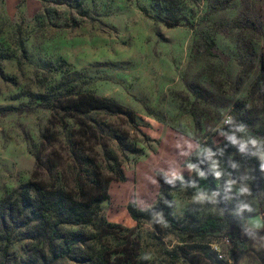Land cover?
Returning <instances> with one entry per match:
<instances>
[{"label":"rangeland","instance_id":"374dc122","mask_svg":"<svg viewBox=\"0 0 264 264\" xmlns=\"http://www.w3.org/2000/svg\"><path fill=\"white\" fill-rule=\"evenodd\" d=\"M81 93L115 100L135 120L58 107ZM5 105L30 109L0 113V199L36 177L45 185L85 190L99 177L107 183L99 228L64 227L83 231L101 258L264 264V137L248 141L231 130L236 114L249 129L264 128V0H0ZM164 143L167 156L160 150ZM203 144L224 155L228 167L208 151L202 161ZM179 147L185 154L176 169L169 159ZM239 147L259 166L245 164ZM154 156L164 166L156 175H188L197 183L206 169L207 182L168 191L174 225L163 214L110 221V186L150 169L138 163ZM190 156L202 166L189 165ZM119 169L123 181L116 178ZM157 185L154 200L138 208L157 202ZM251 208L256 216L246 219L248 226L260 219L262 226L248 241L232 247L226 229L198 233L209 216L225 210L237 217ZM31 234L27 228L14 232L7 249L16 260L8 264H32L40 254L42 244Z\"/></svg>","mask_w":264,"mask_h":264},{"label":"trees","instance_id":"16d2710c","mask_svg":"<svg viewBox=\"0 0 264 264\" xmlns=\"http://www.w3.org/2000/svg\"><path fill=\"white\" fill-rule=\"evenodd\" d=\"M142 10L147 13L145 9ZM208 46L211 47V43ZM56 104L54 103L53 106ZM61 105L62 110L71 111L74 114L87 115L94 111L124 116L129 122L135 120L132 110L128 107L115 100L98 97L91 93H81L77 98H70L67 103L62 102L58 106L60 109ZM29 109L23 105H5L0 107V113L22 112ZM235 117L238 122L231 130L237 131L248 141L264 137V128L249 129L248 124L239 119L238 114ZM237 149H239L245 164L253 168L259 166L257 157L250 155L245 148ZM206 151L209 152V155L214 154L223 166L228 167L224 155L217 152L212 144L201 145L199 156L202 157V161L207 162ZM189 159V165L202 166L200 160L195 161V156H190ZM112 170L113 168H111ZM116 176L118 180H125L121 169L116 171ZM208 177V171L204 169L202 177L197 180V183H194L188 175L170 177L164 171L159 170L157 179L160 186V197L157 202L143 209L129 203L127 205L128 212L135 221L151 220L154 216L163 214L174 225L175 221L170 216L171 197L168 191L178 187L193 189L194 185L206 183ZM33 179L36 181L21 184L12 193L0 199V243L4 244L0 246V264H8L10 261L16 260L14 257L10 258L11 254L8 252L7 245L12 241L14 232L22 228L31 231L30 237L37 239L42 244L40 254L30 260L32 264H57L67 260L78 264H137L131 257L124 260L111 257L101 258L95 246L86 244L88 238L83 231L67 230L64 227L81 224L99 228L101 224L98 216L99 205L106 195L107 183H104L99 177H92L87 190H85L78 184L76 189H69L63 185H45L37 181V177ZM109 179L105 181L108 182ZM254 215L253 208L237 217L224 210L222 213L207 217L197 230L198 233L207 235L226 229L232 247H234L238 242L248 241L261 232L259 229L247 228L242 222ZM106 225L110 226L111 224L107 223ZM83 247H86V250Z\"/></svg>","mask_w":264,"mask_h":264},{"label":"crops","instance_id":"0c3cea01","mask_svg":"<svg viewBox=\"0 0 264 264\" xmlns=\"http://www.w3.org/2000/svg\"><path fill=\"white\" fill-rule=\"evenodd\" d=\"M175 138V136L173 137ZM178 141L180 138L177 139ZM176 141V140H175ZM168 142V138L166 139V143ZM177 142V141H176ZM179 143V142H178ZM168 146H164L160 149L162 150V154L164 156L168 155ZM192 147V146H191ZM179 147L178 152H173L171 150V156H170V163L169 166L176 167V169H181L180 161L182 160V155L184 156V151L180 150ZM156 156H154L152 161L148 162H140L138 164H148L151 166L150 169L146 170L145 172L141 174H134L132 176V179H127L125 182H119L112 184L109 188V195H110V209L108 210L106 216L108 219L114 223H132V221H135L130 216V213L128 212L127 205L129 203H133L134 205H138L139 207H145L146 202L154 200L156 196V192H158V179L156 178L157 175L155 173V169L157 167H160L161 169H164V166H159V164H156ZM179 157V158H178ZM168 170V169H167ZM151 188V191H150ZM160 189V186H159ZM256 216V215H255ZM243 224L247 228H261L262 226V220L260 219V223L256 226H248L247 220L244 219Z\"/></svg>","mask_w":264,"mask_h":264}]
</instances>
